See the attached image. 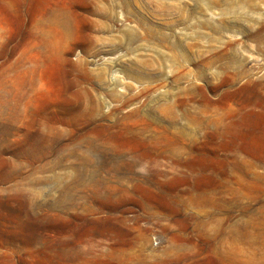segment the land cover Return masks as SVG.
<instances>
[{
  "label": "rangeland",
  "instance_id": "obj_1",
  "mask_svg": "<svg viewBox=\"0 0 264 264\" xmlns=\"http://www.w3.org/2000/svg\"><path fill=\"white\" fill-rule=\"evenodd\" d=\"M0 260L264 264V0H0Z\"/></svg>",
  "mask_w": 264,
  "mask_h": 264
},
{
  "label": "bare ground",
  "instance_id": "obj_2",
  "mask_svg": "<svg viewBox=\"0 0 264 264\" xmlns=\"http://www.w3.org/2000/svg\"><path fill=\"white\" fill-rule=\"evenodd\" d=\"M92 164L93 166L96 168V169H99V165H97V163L95 161H92ZM116 169V168H115Z\"/></svg>",
  "mask_w": 264,
  "mask_h": 264
},
{
  "label": "crops",
  "instance_id": "obj_3",
  "mask_svg": "<svg viewBox=\"0 0 264 264\" xmlns=\"http://www.w3.org/2000/svg\"><path fill=\"white\" fill-rule=\"evenodd\" d=\"M0 264H17V263H15V262H13V263H5L3 260H0Z\"/></svg>",
  "mask_w": 264,
  "mask_h": 264
}]
</instances>
